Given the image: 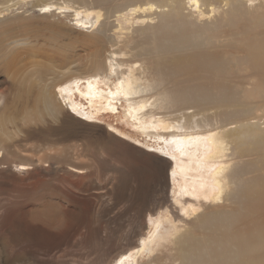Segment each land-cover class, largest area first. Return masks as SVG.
I'll return each mask as SVG.
<instances>
[{"label":"bare ground","instance_id":"obj_1","mask_svg":"<svg viewBox=\"0 0 264 264\" xmlns=\"http://www.w3.org/2000/svg\"><path fill=\"white\" fill-rule=\"evenodd\" d=\"M76 2L0 0V62L11 82L28 76L17 69L24 56L36 80L38 57L49 58L48 52L58 49L87 54L82 69L58 73L52 88L34 94L11 86L10 102L0 94V143L15 115L33 126L60 117L95 124L122 108L124 122L148 139L152 150L118 138L117 143L129 151V160H155L153 197L136 194L138 217L115 239L105 264H264V0H120L102 10L104 2L83 8ZM33 3L42 5L37 17ZM55 11L76 24L65 25ZM27 20L51 21L68 40L28 50L31 43L21 38L28 34ZM11 23L16 34L8 29ZM102 39L108 43L104 49ZM97 78L111 87L101 88ZM63 121L32 132L68 141ZM112 131L107 134L115 138ZM57 157L67 176H90L83 162L71 161L69 154ZM5 159L0 144V171ZM21 159L8 160V168L23 173L50 166ZM101 170L107 176V169ZM104 178L107 194L126 204L128 178L114 184ZM55 192L51 183L25 204L0 199V210L18 209L33 223L30 231L37 232L35 225L52 228ZM25 225L12 218L7 229Z\"/></svg>","mask_w":264,"mask_h":264},{"label":"rangeland","instance_id":"obj_2","mask_svg":"<svg viewBox=\"0 0 264 264\" xmlns=\"http://www.w3.org/2000/svg\"><path fill=\"white\" fill-rule=\"evenodd\" d=\"M77 1L75 6L82 8L84 5L92 4L99 6L104 2L106 5L99 6V10L120 2V0ZM45 2L54 5L53 0ZM33 6L36 7L34 16L37 17L42 5L33 3ZM61 16L58 12L55 13L56 18L65 20V25L70 27L76 24V21L72 20L75 18L70 17L72 21H69ZM24 22L29 31L21 38L28 39L31 43L28 50H39L47 42L59 43L68 40L56 32L57 27L50 24L51 21ZM8 29L14 34L17 32L16 24L11 23ZM73 35L76 36L75 32ZM107 46V41L102 39L101 47L104 49ZM60 53L62 50L58 49L48 52L51 56L49 58H37L39 63L33 68L39 71L36 80L29 76L31 68H27L28 57H22L17 65V69H23L28 76H20L13 82L4 74L3 62H0V94L4 93L8 102L10 96L7 89L11 86L17 89L28 87L35 94L41 87L52 88L58 73L68 68L79 70L87 64V54L83 55L78 50L74 53L72 49L65 54ZM96 82L101 88L111 87V83L106 80L99 81L97 78ZM122 110L118 109V115L107 113L105 117H98L93 121L95 124H83L74 119L60 117L57 121L45 120L33 126L22 124L19 116L10 117L4 127L6 137L0 143L6 157L5 165L1 167L3 170L0 171V199L17 200L19 204H25L35 200V192L43 185L53 183L56 188L53 205L57 209V224L52 228L35 225L37 232L33 229L32 232L29 224L33 223L23 218L18 209L11 205L1 209L0 264H105L115 239L121 237L123 234L120 232L129 229L130 224L134 225L138 217L135 205L138 204L140 197H136V194L142 191L143 198L153 197L152 168L155 160L147 156L129 160V151L117 143L116 139L129 142L145 151L152 150L146 145L151 144L145 137L135 135L134 126L124 122ZM63 119V128L70 138L68 141L55 142L57 134L45 132L42 136H37L32 132L34 128L54 129ZM111 127L117 128L121 134L112 131ZM108 130L117 137L108 136ZM63 154H69L71 161L83 162L89 168L87 170L90 176L82 178L64 174L63 168L67 166L61 165L57 157ZM11 158H19L21 161V158L40 159L47 161L50 166H35L18 173L13 168H8V160ZM88 158L94 161L90 162ZM101 168L107 169V176L102 175ZM122 176H126L131 183L128 202L124 205L117 203L114 195L107 194V189L103 188L108 183L104 177H108L110 183L114 184L121 181ZM32 185L35 186L33 190L28 188ZM168 193L170 196V191ZM12 218H17L21 226L26 223L25 227L11 230L13 232L8 230L7 226Z\"/></svg>","mask_w":264,"mask_h":264}]
</instances>
